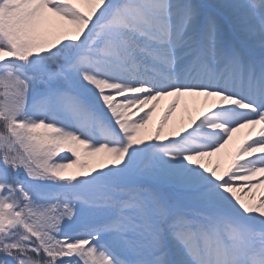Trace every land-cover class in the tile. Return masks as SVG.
<instances>
[{
  "label": "snow or ice",
  "instance_id": "1",
  "mask_svg": "<svg viewBox=\"0 0 264 264\" xmlns=\"http://www.w3.org/2000/svg\"><path fill=\"white\" fill-rule=\"evenodd\" d=\"M0 264H264V0H0Z\"/></svg>",
  "mask_w": 264,
  "mask_h": 264
},
{
  "label": "rangeland",
  "instance_id": "2",
  "mask_svg": "<svg viewBox=\"0 0 264 264\" xmlns=\"http://www.w3.org/2000/svg\"><path fill=\"white\" fill-rule=\"evenodd\" d=\"M168 99H164L160 102L159 106L156 109V112L154 114L153 120L149 124V130H153L155 128L156 123L158 122L160 116L163 114L167 104ZM190 114H195V109L193 105L188 104H182L180 109L173 115L172 117V123L179 125L181 121H184L188 119ZM168 131V129H166ZM246 132V133H245ZM243 133L242 130L235 133L233 136V140L230 141V147L229 149L222 150V153L218 155V157H213V162H216L219 159V162L222 164V166H227V157L226 154L230 152H234L238 145L245 139L246 134L248 132V129L245 130Z\"/></svg>",
  "mask_w": 264,
  "mask_h": 264
},
{
  "label": "bare ground",
  "instance_id": "3",
  "mask_svg": "<svg viewBox=\"0 0 264 264\" xmlns=\"http://www.w3.org/2000/svg\"><path fill=\"white\" fill-rule=\"evenodd\" d=\"M189 105H192L191 103H189ZM187 120H185V122H186ZM245 130L246 129H242V132L244 133L245 132ZM246 133V132H245ZM229 147H230V143H229V145L224 149L225 151L227 150V149H229Z\"/></svg>",
  "mask_w": 264,
  "mask_h": 264
}]
</instances>
